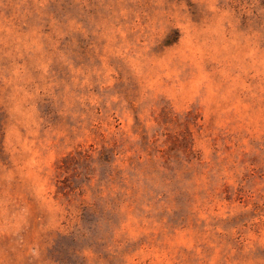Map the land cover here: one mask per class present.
Here are the masks:
<instances>
[{
	"label": "rangeland",
	"instance_id": "1",
	"mask_svg": "<svg viewBox=\"0 0 264 264\" xmlns=\"http://www.w3.org/2000/svg\"><path fill=\"white\" fill-rule=\"evenodd\" d=\"M0 264H264V0H0Z\"/></svg>",
	"mask_w": 264,
	"mask_h": 264
}]
</instances>
